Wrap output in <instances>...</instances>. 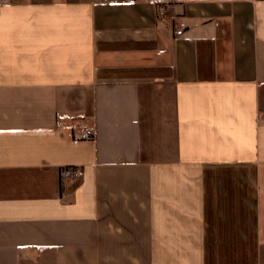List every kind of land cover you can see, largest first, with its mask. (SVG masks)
<instances>
[{
  "label": "crops",
  "instance_id": "1",
  "mask_svg": "<svg viewBox=\"0 0 264 264\" xmlns=\"http://www.w3.org/2000/svg\"><path fill=\"white\" fill-rule=\"evenodd\" d=\"M0 264H264V0H0Z\"/></svg>",
  "mask_w": 264,
  "mask_h": 264
},
{
  "label": "built area",
  "instance_id": "2",
  "mask_svg": "<svg viewBox=\"0 0 264 264\" xmlns=\"http://www.w3.org/2000/svg\"><path fill=\"white\" fill-rule=\"evenodd\" d=\"M92 137V134L87 130H84L81 133V139H92ZM61 176L64 178V180L79 178L81 176V170L79 168L68 167L61 172Z\"/></svg>",
  "mask_w": 264,
  "mask_h": 264
}]
</instances>
